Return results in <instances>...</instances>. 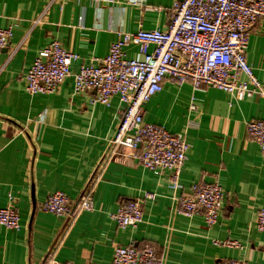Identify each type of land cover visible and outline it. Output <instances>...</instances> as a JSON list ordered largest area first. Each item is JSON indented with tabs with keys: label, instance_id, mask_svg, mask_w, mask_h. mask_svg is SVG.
I'll list each match as a JSON object with an SVG mask.
<instances>
[{
	"label": "crops",
	"instance_id": "1",
	"mask_svg": "<svg viewBox=\"0 0 264 264\" xmlns=\"http://www.w3.org/2000/svg\"><path fill=\"white\" fill-rule=\"evenodd\" d=\"M146 2L154 9L90 0H0V27L14 32L0 51V207L13 197L21 217L19 230L0 224V264H41L67 230V219L43 210V203L61 191L73 204L97 175L94 209L80 213L64 234L56 251L61 264H112L116 246L144 243L157 248L162 264H264V231L256 227L264 205V157L247 131L248 121H264V97L237 100L222 89L165 79L163 90L146 103L144 118L190 144L175 182L169 170L142 166L133 150L112 152L125 108L118 96L109 105L92 104L91 93L74 92L73 76L54 93L26 91L28 70L54 39L79 55L75 73L104 58L122 32L166 28L174 0ZM125 52L142 58L134 44ZM246 56L264 86V18ZM197 182L224 189V207L211 227L202 211L187 216L178 208L179 197ZM145 191L157 197L144 202L143 221L119 227L111 214ZM226 240L240 246L224 245Z\"/></svg>",
	"mask_w": 264,
	"mask_h": 264
},
{
	"label": "built area",
	"instance_id": "2",
	"mask_svg": "<svg viewBox=\"0 0 264 264\" xmlns=\"http://www.w3.org/2000/svg\"><path fill=\"white\" fill-rule=\"evenodd\" d=\"M90 1L154 9L146 0ZM263 18L264 0H174L166 28L122 32L104 58H96L95 64H82L75 73L71 67L79 55L67 50L57 39L52 40L39 51L28 70L26 91L30 95L54 93L60 84L73 76L74 92L91 93L92 104L109 105L111 99L118 96L125 108L111 140L112 152L133 150L142 166L169 170L176 182L190 144L183 135L146 121V103L163 90L167 78L179 85L190 83L194 88L207 85L222 89L237 100L254 95L264 97V86L246 56L250 36ZM13 36L12 27H0V51ZM132 44L138 46L142 58L127 57L126 47ZM196 109L192 102L190 110ZM247 131L264 157V121H248ZM100 176H94L73 204L61 191L51 193L43 203V210L67 219L66 234L80 213L94 209L96 185L93 182ZM156 197L155 192L145 191L139 198L124 200L111 217L123 229L136 227L143 221L144 202ZM10 200L9 205L0 207V224L7 229L19 230L21 217L13 197ZM223 207L224 189L220 183H194L190 192L178 199V208L183 214L191 216L202 211L209 227L217 223ZM256 227L264 231V205L257 212ZM64 234L41 264H61L56 260V251ZM223 244L240 246L234 240L223 241ZM162 261L163 255L157 248L144 243L141 246H116L112 264H162ZM211 264L249 263L246 259H223Z\"/></svg>",
	"mask_w": 264,
	"mask_h": 264
}]
</instances>
